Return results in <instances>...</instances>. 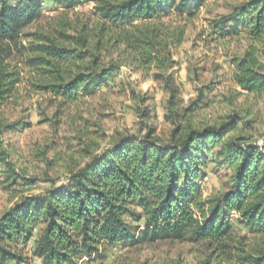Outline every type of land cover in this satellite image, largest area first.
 I'll return each instance as SVG.
<instances>
[{"label": "trees", "instance_id": "trees-1", "mask_svg": "<svg viewBox=\"0 0 264 264\" xmlns=\"http://www.w3.org/2000/svg\"><path fill=\"white\" fill-rule=\"evenodd\" d=\"M54 1L65 8L93 2L95 14L102 19L100 31H111L114 45H122L119 58L102 61L100 45L80 50L63 44L85 47L86 32L74 36L58 30L60 40L34 34L33 55L27 59L40 72V81L34 86L67 102L78 95L94 94L112 74L126 67L142 72L152 67L164 70L172 63L169 46L181 43L184 29L161 19L172 13L193 15L202 0ZM39 2L0 0V106L20 80L19 71L7 59L24 27L40 16ZM227 24L230 30H225ZM240 25L253 37L264 35V0H249L216 22L221 35ZM234 66L233 79L242 90L264 91V72L252 46ZM154 76L169 92L172 115L180 116L177 107L182 100L173 75L158 71ZM203 99L201 94L198 100ZM197 108L192 102L182 110L188 123L177 124L170 141L163 142L152 128L141 136L122 135L106 149L89 154L62 186H53L42 198L25 196L14 203L0 216V264L6 260L25 264L19 245L27 242L37 221L43 228L34 254L42 264H76L83 257L99 258L103 256L101 246L116 243L220 241L231 233V214L252 231L264 233V145L227 136L244 121L238 112L212 124L192 126L190 112ZM217 158L232 170L230 187L202 198L204 168ZM0 163L9 165L4 157ZM128 217L143 224L133 225ZM237 260L264 264V252L238 255Z\"/></svg>", "mask_w": 264, "mask_h": 264}, {"label": "rangeland", "instance_id": "rangeland-1", "mask_svg": "<svg viewBox=\"0 0 264 264\" xmlns=\"http://www.w3.org/2000/svg\"><path fill=\"white\" fill-rule=\"evenodd\" d=\"M248 1L202 0L193 15L172 13L163 17L162 22L184 29L181 43L169 46L172 63L164 70L152 67L142 72L126 67L112 74L94 94L62 102L51 92L34 86L40 81V72L27 62L33 55L30 44L36 42L34 34L44 33L60 40L58 30L74 36L86 32L85 47L67 41L63 44L80 50L100 45L102 61L119 58L122 45H114L111 31H100L102 19L95 14L93 2L65 8L54 0H40V16L24 27L7 59L19 71L20 80L11 97L0 106V158H6L9 164L0 163V216L25 196L42 198L48 189L62 186L89 154L106 149L122 135L141 136L152 128L163 142L170 141L177 124L188 123L182 110L192 102L198 105L190 112L192 126L212 124L238 112L244 121L227 136L245 137L248 142L264 145V91L246 92L233 79L235 60L250 46L264 72V35L253 37L243 25L221 35L216 27L221 17ZM230 26L227 24L225 30ZM158 71L173 75L182 100L177 107L180 116L174 117L169 110V92L154 76ZM201 94L204 102L198 100ZM203 172L202 198L216 196L230 187L232 170L221 159L209 161ZM127 220L133 225L143 224L142 220ZM229 220L231 233L220 241L167 239L103 245L102 257H83L76 264H240L238 255L264 252V233L252 231L233 214ZM42 228L39 221L34 222L30 238L19 245L25 264H42L34 254ZM3 264L15 263L6 260Z\"/></svg>", "mask_w": 264, "mask_h": 264}]
</instances>
